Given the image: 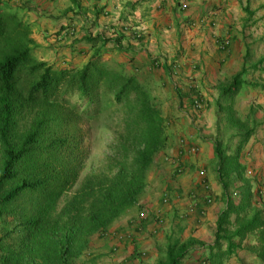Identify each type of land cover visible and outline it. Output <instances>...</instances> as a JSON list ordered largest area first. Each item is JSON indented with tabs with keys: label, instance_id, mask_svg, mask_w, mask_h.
<instances>
[{
	"label": "crops",
	"instance_id": "1",
	"mask_svg": "<svg viewBox=\"0 0 264 264\" xmlns=\"http://www.w3.org/2000/svg\"><path fill=\"white\" fill-rule=\"evenodd\" d=\"M5 1L31 25L36 43L49 45L57 56L77 55L71 65L83 66L100 48L103 61L124 66L147 88L171 87L174 98L198 88L214 113L230 108L229 101L243 97L242 90L254 89L264 111V0H187L185 9L181 0ZM243 67L247 73L239 91L225 100L223 88ZM251 120L253 134L245 154L242 149L241 167L227 179L228 189L218 179L217 166L206 180L197 166L188 165L184 174L173 173L172 187L165 184L157 200L156 189L147 187L72 264H170L171 252L181 255L178 264H264V227L227 239L235 233L236 219L255 209L264 223V112L261 120ZM208 137L198 134L193 142L200 153L209 148L214 155ZM179 149L171 134L168 154L177 158ZM226 209L228 224L218 234Z\"/></svg>",
	"mask_w": 264,
	"mask_h": 264
},
{
	"label": "trees",
	"instance_id": "2",
	"mask_svg": "<svg viewBox=\"0 0 264 264\" xmlns=\"http://www.w3.org/2000/svg\"><path fill=\"white\" fill-rule=\"evenodd\" d=\"M31 33L19 10L0 0V219L6 213L3 206H14L22 213L20 218L14 216V226L8 220L1 225L0 264H68L69 258L84 253L94 235L137 204L148 186L147 172L167 149L171 134L147 86L124 66L103 61L100 48L81 67H56L34 58L36 41ZM246 73L243 67L221 97L228 100L237 94ZM24 95L30 103L59 99L62 123L51 128L40 120L20 138L14 137ZM109 101L124 109V125L113 142L114 167L110 173L87 175L57 212L61 198L75 187L88 155L83 134L71 122L78 114L97 116ZM238 123L234 147L214 142L216 173L225 190L228 177L241 167L242 149L253 134L252 126ZM21 202L32 206L21 209ZM229 214L228 209L221 212L218 234L228 224ZM235 222L238 226L229 241L264 227L256 209ZM15 231V244L6 245L5 239ZM234 247L230 243V249ZM169 256L170 264H178L181 258L172 252Z\"/></svg>",
	"mask_w": 264,
	"mask_h": 264
},
{
	"label": "rangeland",
	"instance_id": "3",
	"mask_svg": "<svg viewBox=\"0 0 264 264\" xmlns=\"http://www.w3.org/2000/svg\"><path fill=\"white\" fill-rule=\"evenodd\" d=\"M33 47V56L39 62H46L48 64L55 65L56 67L71 66V62L77 55L63 54L57 56L56 52L51 49L49 45H43L36 43ZM69 45H65V48L69 50ZM66 49V50H67ZM63 51V50H62ZM69 52V51H67ZM72 56V61H71ZM80 58H78L79 60ZM76 62V61H75ZM77 63V62H76ZM77 65V64H75ZM78 67H80L78 65ZM141 79V78H140ZM258 79V78H257ZM142 80V79H141ZM169 88V87H168ZM151 94L156 98V102L159 104L163 117L167 120L169 133L178 139V142L183 137L192 136L194 141L197 140V135L202 134L205 138H210L209 141L212 145L214 155H211V149L207 148L204 152H197L196 154L180 152L177 158L168 154L167 149L157 155L154 164L147 172L148 189H156L158 197L160 198L163 192L162 188L165 184H168L169 188L171 181L175 180L173 173L182 175L185 173L188 165L197 166L200 175L208 180V172L212 171L213 167L217 166V156L214 149V142H218L224 147H234L240 134L239 121L247 123L251 126V117L255 120H261L263 117V107L260 103H257L260 92L254 89H244L243 97H234L230 100V110L227 107L222 111L218 110L213 112L211 102L206 100L202 91L197 88L193 93L188 92L178 95L177 98L173 94L174 90L170 87L168 89L159 88L153 86L148 88ZM190 92V93H189ZM194 94H202L204 97L203 107L196 109L191 101V96ZM215 94L208 93V97H213ZM206 96V97H207ZM228 102V101H226ZM225 103V102H224ZM227 106V105H226ZM228 110V111H227ZM233 110V112H232ZM229 112V113H228ZM232 113V114H231ZM217 115V117L215 116ZM62 106L59 99L44 100L39 98L35 102H28L24 95L23 108L20 114L17 115L16 125L14 126L13 136L20 138L26 131H28L32 125L40 120H44L47 126L55 128L56 124L62 123ZM124 109L110 101L107 104L101 106L100 112L97 116L90 118L86 116H80L79 114L74 118L72 128L79 129L84 136V146L87 151V158L85 161V167L82 170L80 177L75 185L67 194L61 198L57 212L63 207L65 202L72 196L74 191L79 187L83 179L90 174H102L110 173L114 167V161L112 157L113 142L117 138L118 131L123 127ZM215 118V119H214ZM200 121V122H199ZM123 130V129H122ZM192 139V140H193ZM199 147V146H198ZM226 149V148H225ZM247 145L244 147L243 152L246 153ZM251 153V152H250ZM250 153H248L250 155ZM168 157L166 158L165 155ZM164 155V156H163ZM2 158V149L0 145V164ZM178 159V160H177ZM195 161V162H194ZM155 164L160 165L158 169H155ZM180 164V166H176ZM251 168V167H250ZM176 170V171H175ZM205 170L207 173L205 174ZM253 176V175H250ZM254 177V176H253ZM253 177H249L253 179ZM158 188H160L158 190ZM169 197L170 194H166ZM163 202V200H162ZM21 209L28 208L31 203H20ZM6 211L3 218L0 219V235L2 234L1 225L4 221L8 220L10 226H14L16 220L14 216L21 217L22 213L14 207L3 206ZM10 209V210H9ZM17 232L15 231L8 238L5 239V244H15ZM97 235V234H96ZM94 235L92 239L96 236ZM91 239V240H92ZM2 251L0 250V255ZM80 257V256H78ZM78 257L69 258V263Z\"/></svg>",
	"mask_w": 264,
	"mask_h": 264
},
{
	"label": "built area",
	"instance_id": "4",
	"mask_svg": "<svg viewBox=\"0 0 264 264\" xmlns=\"http://www.w3.org/2000/svg\"><path fill=\"white\" fill-rule=\"evenodd\" d=\"M180 5H181L182 9L187 8V6H188L187 0H181ZM226 43H228V42H226ZM203 101H204V97L202 96V94H196V95L192 96V102H193V105L196 109H201L203 107V103H204ZM192 139H193L192 136H189V138L183 137L180 139L179 144H180V148H181V150H180L181 153H182V150L184 152H188V153H192V154H196L199 151V147L197 146V144L195 142H193ZM203 187H204L205 192H207V190H209V188H210L209 184H207V183L203 184ZM205 200L210 203L212 201V198L209 195H207L205 197ZM163 202L165 204L169 203V197L167 195H165L163 197ZM142 215L145 216V213L143 212Z\"/></svg>",
	"mask_w": 264,
	"mask_h": 264
}]
</instances>
